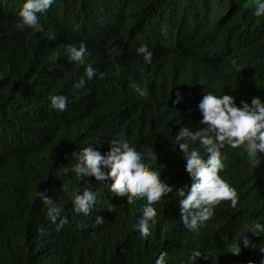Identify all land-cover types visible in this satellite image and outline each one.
Segmentation results:
<instances>
[{"label":"trees","instance_id":"1","mask_svg":"<svg viewBox=\"0 0 264 264\" xmlns=\"http://www.w3.org/2000/svg\"><path fill=\"white\" fill-rule=\"evenodd\" d=\"M23 3L0 0V264H155L162 252L167 264H192L194 248L202 253L197 264H259L264 235L248 227L264 222V164L254 167L243 147L221 149L219 174L237 189L236 207L221 201L197 233L184 227L175 189L154 204L157 220L144 239L135 225L145 200L131 204L111 192V180L80 179L72 170L84 147L104 153L123 136L170 185H190L175 136L184 125L204 127L202 96L264 99V16L253 15L256 0H56L39 14L44 30L36 33L16 27ZM81 42L88 54L77 64L67 47ZM144 44L151 63L137 51ZM87 64L96 69L91 79ZM178 90L183 100L175 104ZM55 94L68 97L66 110L50 105ZM65 182L97 193L90 214L75 212ZM37 190L64 208L68 223L59 230ZM242 235L256 246L241 238V253L232 254Z\"/></svg>","mask_w":264,"mask_h":264},{"label":"clouds","instance_id":"2","mask_svg":"<svg viewBox=\"0 0 264 264\" xmlns=\"http://www.w3.org/2000/svg\"><path fill=\"white\" fill-rule=\"evenodd\" d=\"M56 0H24L17 15L19 17L16 27L19 29L31 28L34 33L44 30L40 23V13L47 12ZM255 17L264 16V0H256L253 12ZM143 54V59L151 63L153 52L148 45H141L137 49ZM68 59L77 64H84L88 54L85 43L79 46L70 44L67 47ZM86 76L91 79L96 75V69L87 64ZM107 75L101 72L100 76ZM85 84V79L77 81L75 87L80 88ZM136 92L141 97H148L149 91L141 84L135 85ZM183 100L179 90L173 101L179 104ZM50 105L57 111H64L68 105V97L55 94L50 97ZM198 110L202 114L199 123L203 128L193 130L191 127L181 126L175 136V143L185 161L184 170L188 173L191 184L176 189L167 179L162 178L161 171L151 167L146 161L144 153L138 151L130 141L123 136L114 138L109 142L106 152L92 146L84 147L75 155L76 163L72 170L80 179L94 178L95 181L111 180V192L118 196H126L127 201L135 204L138 200L146 201L143 205L142 215L135 225L142 238L147 239L151 234L150 224H155L157 211L154 204L172 193L181 197L179 200V213L183 225L190 232L197 233L207 221L215 215V208L221 201H230L236 207L239 200L237 189L219 174L224 168V156L221 149L227 144L232 148L243 147L254 167L264 164V99L255 96L250 102L240 100L230 94L215 95L206 92L198 103ZM199 146H194L195 142ZM203 147L207 157L201 154ZM157 159V157H153ZM64 192H72L73 206L76 213L88 215L97 203V193L90 188L82 192L70 188L69 183L62 184ZM187 189V190H186ZM37 195L47 206L46 213L51 222L59 230L66 223L68 217L64 215V208L45 192L37 190ZM104 218L97 216L96 223H103ZM253 236L264 235V222H256L248 227V232ZM241 238L244 247H255L252 237L242 235L234 243L230 252L239 255L242 251ZM167 252H162L155 260V264H167ZM202 253L192 249L189 260L197 264ZM249 264H255L249 261ZM259 264H264L261 257Z\"/></svg>","mask_w":264,"mask_h":264}]
</instances>
